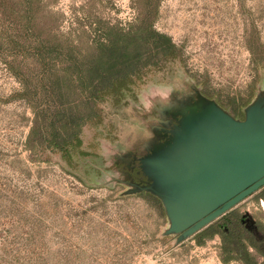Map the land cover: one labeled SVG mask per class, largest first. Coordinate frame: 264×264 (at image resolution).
Wrapping results in <instances>:
<instances>
[{"label":"rangeland","instance_id":"374dc122","mask_svg":"<svg viewBox=\"0 0 264 264\" xmlns=\"http://www.w3.org/2000/svg\"><path fill=\"white\" fill-rule=\"evenodd\" d=\"M18 1L11 0L15 10ZM33 2L41 38L84 47L102 27L126 26L156 9L154 28L171 37L180 56L137 81L121 109L105 104L103 122L82 131L86 154L68 164L59 153L25 147L33 113L17 97L22 86L9 66L21 57L0 43V264H225L218 235L201 245L195 234L176 242V235L164 234L160 200L134 191L122 182L132 181L125 172L109 168L136 149L135 142L126 144L138 128L133 112L149 130L146 141L153 136L161 120L156 98L198 90L243 118L264 88V0ZM236 105L240 116L232 111ZM263 190L229 213L250 214L264 225Z\"/></svg>","mask_w":264,"mask_h":264},{"label":"trees","instance_id":"16d2710c","mask_svg":"<svg viewBox=\"0 0 264 264\" xmlns=\"http://www.w3.org/2000/svg\"><path fill=\"white\" fill-rule=\"evenodd\" d=\"M33 5V0H19L15 10L11 0H0V43L21 57L16 67L9 66L22 86L17 97L33 113L25 147L59 153L71 164L74 155L86 154L82 131L103 122L105 104L121 109L137 81L180 53L169 35L154 28L156 9L141 12L126 26L102 27L84 47L41 38ZM232 111L241 115L238 105ZM229 215L226 229L224 222L214 221L196 233L197 244L218 235L223 263L264 264V225L257 239L240 224V214Z\"/></svg>","mask_w":264,"mask_h":264},{"label":"water","instance_id":"95a60500","mask_svg":"<svg viewBox=\"0 0 264 264\" xmlns=\"http://www.w3.org/2000/svg\"><path fill=\"white\" fill-rule=\"evenodd\" d=\"M156 102L160 125L139 158L147 183L122 182L160 200L164 234L179 242L264 186V88L244 107L242 119L198 90ZM250 222L247 229L256 231Z\"/></svg>","mask_w":264,"mask_h":264},{"label":"flooded vegetation","instance_id":"af4514ba","mask_svg":"<svg viewBox=\"0 0 264 264\" xmlns=\"http://www.w3.org/2000/svg\"><path fill=\"white\" fill-rule=\"evenodd\" d=\"M167 84H174V81L169 80L167 82ZM151 116H152V118L157 119L156 113L153 112L151 114ZM133 118L138 122V124H137L138 128L136 129V128L132 127V129L135 130V131H132V132L129 133V136H127V138H126V140L128 141V142L126 141L127 142L126 144H130V143L135 142L136 149L134 148V150L132 152H130L131 154L126 156V158L124 156L120 157L119 158V163L118 164H113L109 168V170L120 168L123 172H125V174L128 176V178L130 180H132V181H134L136 183H139V184H145V183H147V178L141 172V170L139 168V158L142 156L141 151H140L139 148L141 147V145L148 138L147 136L149 135V130L142 124L141 116H140V112L139 111L133 112ZM156 125H160V124H158V122H157ZM153 129H154V127H153ZM133 132H135V135H133ZM122 159H124L123 163H121ZM260 189L263 190L264 186L261 187ZM263 192H264V190H263ZM262 197L264 199V193L261 195V198ZM229 214L230 213L228 211L224 215H222V216H220L219 218L216 219V221L224 222L223 223L224 224L223 228H225V229L229 225V222H232V218L230 217ZM251 218L254 220L253 225L256 226V231L247 229V225L251 224V222H250ZM239 222L249 233H251L253 235H256V233H254V232H257V234H258V235H256L257 239H260L262 237V234L259 231L260 230L259 229L260 228V223H258L256 221V219H254V217L252 215L247 214V213H243V214L241 213L239 215Z\"/></svg>","mask_w":264,"mask_h":264}]
</instances>
